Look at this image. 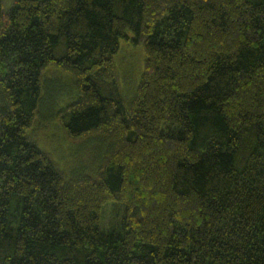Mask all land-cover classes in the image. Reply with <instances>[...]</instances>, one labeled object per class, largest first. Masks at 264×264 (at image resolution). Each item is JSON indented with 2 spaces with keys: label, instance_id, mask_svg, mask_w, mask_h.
<instances>
[{
  "label": "trees",
  "instance_id": "16d2710c",
  "mask_svg": "<svg viewBox=\"0 0 264 264\" xmlns=\"http://www.w3.org/2000/svg\"><path fill=\"white\" fill-rule=\"evenodd\" d=\"M0 264H264V0H0Z\"/></svg>",
  "mask_w": 264,
  "mask_h": 264
},
{
  "label": "rangeland",
  "instance_id": "374dc122",
  "mask_svg": "<svg viewBox=\"0 0 264 264\" xmlns=\"http://www.w3.org/2000/svg\"><path fill=\"white\" fill-rule=\"evenodd\" d=\"M15 0H4L5 8H9ZM142 57L140 49L130 48V57L124 62V67L127 77L134 83L141 68ZM42 146L44 150H51L55 154L56 158L60 162L63 168H71L78 163L87 164L90 161V156L80 154L76 157L74 155V146L71 140L65 137V135L59 130L57 126H53L49 132L45 133L41 137Z\"/></svg>",
  "mask_w": 264,
  "mask_h": 264
}]
</instances>
